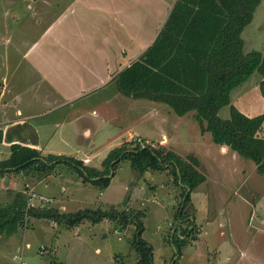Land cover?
<instances>
[{"label":"rangeland","instance_id":"obj_1","mask_svg":"<svg viewBox=\"0 0 264 264\" xmlns=\"http://www.w3.org/2000/svg\"><path fill=\"white\" fill-rule=\"evenodd\" d=\"M8 1L0 0V4ZM59 2L61 8L67 0ZM21 3L22 1L18 2ZM0 8V38L4 36L2 28H6L7 22L14 19L16 14L22 24L25 16L30 15L27 9L21 8L20 12L3 17L5 11L2 6ZM17 31L18 27L12 30L16 34ZM242 38L245 53H264V0L258 6L252 23L245 28ZM255 76L240 88L244 90L255 82ZM113 86L116 87V84L113 83ZM252 86L249 93L254 94L257 86ZM121 100L117 123L98 131V139L103 142V146L97 148L91 155V162L87 164L103 170L102 163L112 150L105 140L112 137L110 142L117 148L124 139L130 138L128 128H132L130 130L138 136L132 141L141 140L151 146L158 145L164 135H167L169 144L165 148L185 159L191 155L198 158L199 172L206 176V182L191 193V201L185 208V215L195 218L193 225L196 230L178 251L180 237L174 236L178 233L174 229L180 227L185 230L190 221L185 220V215L179 216L184 209L183 188L175 185L170 172L149 171L139 175L131 168L129 161L121 162L106 190L89 184L86 188L78 187L79 192H74L75 186L71 187L70 198L74 199L69 200L71 203L67 206V212L85 209L105 211L112 208L126 210L131 214L144 212L143 238L154 249L152 264H264V176L258 174L255 163L229 148L226 153L222 152L221 146L213 141L210 132L202 133L196 111L179 117L166 104L124 95H121ZM258 102L254 97L248 107L254 109ZM219 115L223 120L228 119L229 107L222 109ZM119 130L123 133L121 137L117 134ZM46 136L48 135H44L42 142H51L53 149H60L65 156L79 160L86 157L87 149L84 148H87V140L72 136L69 145L65 146L62 143L64 141ZM8 157L7 154H1L0 160ZM58 170L65 182H72L74 180L71 181L70 178L78 177L66 165L58 166ZM63 180L55 178V181H51L50 184L54 186L51 187L52 191H60L59 182ZM75 182L77 181L72 183ZM26 184L32 185L24 180L22 174L20 186ZM10 199L11 196L1 197L0 206L7 204ZM87 223L79 226L78 233L77 227L57 228L51 221L31 218L12 237L0 236V264H19L15 255L21 256L25 264H52L51 255H41L40 250L46 248L51 251L56 247L58 254L69 253L68 264H114L118 257L126 264L138 261V255L131 247L136 235L134 224L125 227L110 220H104L101 226ZM27 243L31 244V249L25 248ZM97 249L101 253H96ZM76 260L80 262L77 263Z\"/></svg>","mask_w":264,"mask_h":264},{"label":"crops","instance_id":"obj_2","mask_svg":"<svg viewBox=\"0 0 264 264\" xmlns=\"http://www.w3.org/2000/svg\"><path fill=\"white\" fill-rule=\"evenodd\" d=\"M19 1L22 3L18 4ZM177 1L67 0L62 5V10L59 0H9L6 4H0L5 11L3 17L12 16L13 13L20 12L21 8L30 13L25 16L24 25L16 14L14 19L7 22V27L2 28L0 155L7 154L9 157L0 162L10 159L14 145L35 149L43 157L65 156L60 149H53L51 142H42L46 134L50 139L64 141L62 143L65 146L69 145L72 136L87 140L88 145L84 149L88 151L86 150V157L80 161L90 166L87 162H91V155L103 146V142L98 139V131L109 124L117 123L116 116L123 94L117 85L113 86V83L116 84L115 77L154 44ZM13 24L15 27H10ZM17 27L16 34L12 30ZM255 77V82L246 89L240 87L251 78L231 95L232 105L249 118L264 113L262 78L258 75ZM253 84L257 86L254 94L249 93ZM254 97L259 102L254 109H250L248 104ZM120 114L119 110V116ZM130 129L132 128H128L130 138L124 139L123 143L138 138ZM117 132L119 137L123 135L120 130ZM258 136L264 138V123ZM111 139L112 137L105 141L113 150ZM168 141V136L164 135L158 144L168 147ZM220 146L222 152L228 151V146ZM57 169L49 176L23 171L6 173L0 177V198H13L14 193H21L29 202L27 194L35 193L39 197L53 200L54 204L45 209L54 208L61 210V213H72L67 212V206L71 203L69 200L74 199L70 198V190L73 189L71 187L75 186L74 192H79L78 187L86 188L89 184H84L76 176L70 178L71 181H77L75 184L74 181L65 182L62 173ZM22 174L24 180L32 185L20 186ZM55 178L63 180L59 182L61 187L57 192L52 191L51 187L54 186L50 184ZM11 201L12 199L8 203ZM39 209L43 210L37 208ZM51 222L57 228L71 229ZM102 222L86 223L101 226ZM174 230L181 235L182 228L177 227ZM25 248L31 249V244H25ZM44 249L45 254L51 255L52 264H68L69 253L58 254V247L51 251ZM20 250L22 252V248ZM96 253H101V250L97 249ZM14 258L20 261L19 264H25L21 256L15 255ZM116 263L117 261L114 264Z\"/></svg>","mask_w":264,"mask_h":264},{"label":"trees","instance_id":"obj_3","mask_svg":"<svg viewBox=\"0 0 264 264\" xmlns=\"http://www.w3.org/2000/svg\"><path fill=\"white\" fill-rule=\"evenodd\" d=\"M261 2L178 0L154 44L115 77V82L126 97L165 103L180 116L196 111L202 133L210 132L216 144L228 146L245 159L252 160L258 174L264 176V138L258 136L264 113L249 118L232 105L231 98L232 92L254 75L262 78L264 94V53H245L242 38ZM226 107H229L230 117L223 120L219 114ZM12 152L10 159L0 162V177L22 171L49 176L58 166L66 165L84 184L106 190L115 177L114 171L124 161H129L139 175L168 171L175 185L183 188L184 209L179 216L185 215L191 193L206 182V176L198 169L200 161L195 156L185 159L163 145L151 146L141 140L124 142L113 149L102 163L103 170L66 156L43 157L37 150L20 145H14ZM27 203L23 194L14 193L10 203L0 206V236L15 235L31 218L54 221L70 228L84 222L118 221L123 226H136L131 247L139 260L133 264L153 263L154 249L143 238L144 212L131 214L112 208L67 214L54 208H28ZM191 217L186 214L185 220L190 219L188 227L181 230V235L174 234L180 237L178 251L196 230L195 218ZM116 264L126 263L118 257Z\"/></svg>","mask_w":264,"mask_h":264},{"label":"built area","instance_id":"obj_4","mask_svg":"<svg viewBox=\"0 0 264 264\" xmlns=\"http://www.w3.org/2000/svg\"><path fill=\"white\" fill-rule=\"evenodd\" d=\"M28 196V206L29 208H34V209H37V208H46V207H49V206H52L54 204L53 200L51 199H48L46 197H42V196H37L35 193H28L27 194ZM45 249L43 248L41 251H40V254L41 255H44L45 254ZM24 264V263H22Z\"/></svg>","mask_w":264,"mask_h":264}]
</instances>
